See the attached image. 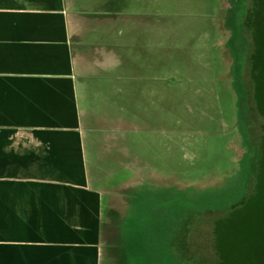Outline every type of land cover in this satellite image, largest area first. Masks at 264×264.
Listing matches in <instances>:
<instances>
[{"label": "rangeland", "instance_id": "374dc122", "mask_svg": "<svg viewBox=\"0 0 264 264\" xmlns=\"http://www.w3.org/2000/svg\"><path fill=\"white\" fill-rule=\"evenodd\" d=\"M67 1L98 44L83 69L118 76L76 125L104 200L101 264H264V0ZM243 177L242 203L217 219L188 209L168 247L184 186L195 197Z\"/></svg>", "mask_w": 264, "mask_h": 264}, {"label": "crops", "instance_id": "0c3cea01", "mask_svg": "<svg viewBox=\"0 0 264 264\" xmlns=\"http://www.w3.org/2000/svg\"><path fill=\"white\" fill-rule=\"evenodd\" d=\"M68 2L0 0V264H101L104 200L76 125L118 76L83 69L98 44Z\"/></svg>", "mask_w": 264, "mask_h": 264}, {"label": "flooded vegetation", "instance_id": "af4514ba", "mask_svg": "<svg viewBox=\"0 0 264 264\" xmlns=\"http://www.w3.org/2000/svg\"><path fill=\"white\" fill-rule=\"evenodd\" d=\"M241 27V26H240ZM242 32V31H241ZM242 37H243V32H242ZM244 39V37H243ZM246 41V40H245ZM246 117H248V115H246ZM245 117V119H246ZM249 118V117H248ZM250 130V129H248ZM245 136V144L247 145L246 148V152L250 150L249 152V156L253 154V147H252V141L250 140L251 134L250 131H248V133H246ZM250 140V142H249ZM253 148V149H252ZM251 159V157L249 158V160ZM253 159V158H252ZM251 159V160H252ZM241 171V170H240ZM250 180L249 178L244 177L242 178L241 181H239L238 184H235L233 186H226L223 189H218L219 193H223L219 196H214L212 198H208L206 199V197L202 196L198 198V195H196L195 197H188L185 195L182 196V199L184 200L183 203H180V208L183 212L181 218H186L187 214H188V209H191L194 215L197 216H205V217H209L212 219H217L219 218V216L221 215H225V213L227 211H229L230 209H234L238 204L242 203L243 200L247 197L246 193H248V188H250ZM187 187L184 186L183 189H186ZM182 189V190H183ZM210 191H218V190H214V189H205ZM204 191V190H202ZM198 201H201L202 203H204L205 207H203L204 210H207L205 213H200L198 212ZM219 204L222 205L223 209L222 212L221 211H216V209L218 210L219 208ZM220 205V206H221ZM233 206V207H232ZM232 207V208H231Z\"/></svg>", "mask_w": 264, "mask_h": 264}, {"label": "trees", "instance_id": "16d2710c", "mask_svg": "<svg viewBox=\"0 0 264 264\" xmlns=\"http://www.w3.org/2000/svg\"><path fill=\"white\" fill-rule=\"evenodd\" d=\"M263 6H264V3H263ZM253 56H254V59H253V65L256 63V58H257V53L255 52V53H253ZM254 67V66H253ZM187 189V188H186ZM186 189H183L182 191L185 193L186 192ZM248 191H249V188H248ZM221 194H223L222 192L221 193H219V191H208V190H204V191H201L199 194H198V198L199 197H202V196H204V197H206V199H208V198H212V197H214V196H219V195H221ZM246 196H249V192L248 193H246ZM198 212H199V214L200 213H205L207 210H204L203 209V207H205V205H204V203H202L201 201H198ZM221 204H219V208H218V210L216 209V211H221L222 212V210H224L223 209V207H222V205L220 206ZM233 207V206H232ZM231 207V208H232ZM237 212H238V210H235V211H233V213H230L229 214V217L231 218V216H236V214H237ZM175 214V213H174ZM172 218V217H171ZM186 218H181V220L180 221H178V220H175V219H173L172 220V222H173V226H169V228L166 230L167 232H166V234H167V236H168V245H170V246H168V247H171V245H175V242H174V236H173V234H175L176 233V231H177V229H186L185 228V225H186ZM218 225V224H217ZM171 236H173L172 238H171ZM264 257V256H263Z\"/></svg>", "mask_w": 264, "mask_h": 264}]
</instances>
